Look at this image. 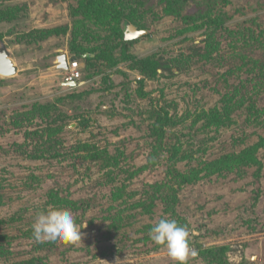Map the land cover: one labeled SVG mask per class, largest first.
Returning a JSON list of instances; mask_svg holds the SVG:
<instances>
[{"label":"rangeland","instance_id":"obj_1","mask_svg":"<svg viewBox=\"0 0 264 264\" xmlns=\"http://www.w3.org/2000/svg\"><path fill=\"white\" fill-rule=\"evenodd\" d=\"M107 1L124 15L121 36L76 12L78 0H0V44L17 68L0 75V264H176L149 237L170 219L151 189L168 145L189 178L177 211L192 247L264 264V122L228 101L264 49L232 50L244 40L221 28L264 24V0H178L177 13L166 0ZM126 22L147 33L125 44ZM74 40L88 55L75 59L83 82L69 87L55 59L71 58ZM51 192L87 206L81 241L34 240L37 214L58 208ZM189 264L212 263L198 253Z\"/></svg>","mask_w":264,"mask_h":264},{"label":"trees","instance_id":"obj_2","mask_svg":"<svg viewBox=\"0 0 264 264\" xmlns=\"http://www.w3.org/2000/svg\"><path fill=\"white\" fill-rule=\"evenodd\" d=\"M166 1H171V3L167 2L168 4L166 6V9H168V11H171L173 13H177L179 11L177 6L178 0ZM208 1L212 2L211 0ZM215 1L216 0H214L213 2ZM78 3L79 5L75 10L76 12H82L83 14L86 13L89 19H95V22L102 27L101 29L108 30L110 35L112 34L121 36V30L118 27V23L124 18V15L117 9L114 3H110L107 0H78ZM78 9L81 10L79 11ZM215 25L220 26L219 23H216ZM236 26L237 27L233 29H230L228 27L223 28L221 26V28L231 37H239L240 39L244 40L239 46L233 47L232 50H246V48H254L257 46H260L264 49V24L261 21L258 22L254 19H245L238 22ZM130 41L131 40L124 43L128 44ZM80 44L81 42L76 40L71 42L70 50L73 52L71 59L75 60L78 58L81 59V57H83L82 54L86 52V50L83 51L82 45ZM212 48L213 47H210L208 49V53L211 57V54L216 52V50H213ZM86 60H91V58H88ZM149 60L150 59L148 58L140 61L143 72L144 69H151V64H149L151 63V61ZM249 61L251 62L250 66L243 63V65H246L247 67H245V71H242L244 72V74L242 73L241 76L238 74L240 71L238 69L240 68H235V70L229 68L223 74L225 75L234 73L236 74V76H240L238 77L239 82L237 86L234 87V94L232 95V98H230L232 99V101L228 100L231 102L230 105L234 104L232 109H234L235 111L240 109L246 115L248 121L257 122L260 124L264 122V61L260 59H250ZM80 67L82 70V66ZM223 111H225L223 114L226 115L229 113L230 109L228 108ZM30 112H32V110H30ZM220 117L222 116L218 115V112H212V115L210 116V122L215 123V119H218ZM159 139L162 138L159 136ZM262 140L264 142V138L261 137V141ZM81 149L86 152H89L90 150L87 145L81 146ZM166 151L167 155L164 158L166 166V170L164 173L165 176L163 177L161 182H156L151 187V189H153L152 193H154L156 199L164 202L166 206V213L169 214L170 219H174L178 222V224L188 228L189 224L187 223L186 218L182 217L178 213L177 205L179 202L178 190L189 181V178L185 174L180 172L176 167V160L179 158L178 148L168 145L166 147ZM101 159L103 161H107L106 155L101 156ZM35 179L37 178L35 177ZM49 195H51V197H55V201L53 204L58 208H68L74 211V216L77 223H79L80 219L84 218V216L81 215V211H78L79 208L81 210L83 209V211L87 208V206L83 207V202L59 197L57 194L52 195V192ZM198 253L208 258L212 264H231L225 258V256H223L222 253H219L218 249H215L212 246L201 247L198 245Z\"/></svg>","mask_w":264,"mask_h":264},{"label":"clouds","instance_id":"obj_3","mask_svg":"<svg viewBox=\"0 0 264 264\" xmlns=\"http://www.w3.org/2000/svg\"><path fill=\"white\" fill-rule=\"evenodd\" d=\"M81 228L83 227L76 223L70 211L50 207L35 217L32 236L38 243L60 240L74 244L81 241ZM149 237L157 246L164 247L168 257L176 264H189V261L198 255L191 245L189 229L174 219L161 218L150 227Z\"/></svg>","mask_w":264,"mask_h":264},{"label":"water","instance_id":"obj_4","mask_svg":"<svg viewBox=\"0 0 264 264\" xmlns=\"http://www.w3.org/2000/svg\"><path fill=\"white\" fill-rule=\"evenodd\" d=\"M147 33V30L139 28L136 24L131 22H126L123 27L124 40L129 41L137 39ZM88 54H83L82 56H87ZM57 68L65 71L68 69V56L66 52L58 54L56 56ZM17 68L10 56V51L6 46L0 44V75L2 76H11L15 74ZM63 85L69 87H75L77 85L76 81L73 82H62Z\"/></svg>","mask_w":264,"mask_h":264},{"label":"built area","instance_id":"obj_5","mask_svg":"<svg viewBox=\"0 0 264 264\" xmlns=\"http://www.w3.org/2000/svg\"><path fill=\"white\" fill-rule=\"evenodd\" d=\"M63 81L64 82H73L76 81L77 85H80L82 80V70L80 63L77 60L71 58L68 59V69L62 71Z\"/></svg>","mask_w":264,"mask_h":264}]
</instances>
